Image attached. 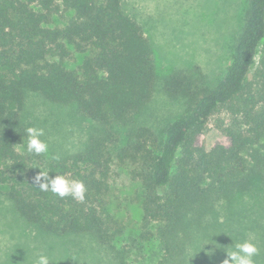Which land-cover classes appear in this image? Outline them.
<instances>
[{
	"label": "trees",
	"instance_id": "1",
	"mask_svg": "<svg viewBox=\"0 0 264 264\" xmlns=\"http://www.w3.org/2000/svg\"><path fill=\"white\" fill-rule=\"evenodd\" d=\"M186 66L158 73L122 0H0V186L66 258L222 264L248 240L264 264V0H247L215 81ZM28 93L94 125L79 150L59 159L26 151ZM211 118L225 142L206 148L199 140ZM35 167L82 181L84 201L40 190ZM124 169L137 184V232L110 208Z\"/></svg>",
	"mask_w": 264,
	"mask_h": 264
},
{
	"label": "rangeland",
	"instance_id": "2",
	"mask_svg": "<svg viewBox=\"0 0 264 264\" xmlns=\"http://www.w3.org/2000/svg\"><path fill=\"white\" fill-rule=\"evenodd\" d=\"M246 3L247 0H122L125 11L144 27L158 73L196 64L213 81L230 63ZM25 104L24 120L28 127L44 129L41 139L48 143L50 156L76 152L93 129L94 125L78 116L72 107L50 102L36 93H28ZM199 141L206 148L225 142L214 118ZM120 171L111 190L110 208L129 232H137L142 217L136 202L137 184L128 178L125 169ZM4 190L0 186V264H35L40 253L49 255L53 264H81L66 258L55 238L38 234L25 223Z\"/></svg>",
	"mask_w": 264,
	"mask_h": 264
},
{
	"label": "clouds",
	"instance_id": "3",
	"mask_svg": "<svg viewBox=\"0 0 264 264\" xmlns=\"http://www.w3.org/2000/svg\"><path fill=\"white\" fill-rule=\"evenodd\" d=\"M25 132L27 136L26 151L28 153L34 156L48 153L49 145L41 139L45 135L43 128L28 127ZM56 158L59 159L58 156ZM35 168L39 169L38 167ZM50 172V170L41 171L39 169V173L34 178V183L38 185L40 190L51 191L60 198L71 197L80 202L84 201L87 189L82 181L69 179L65 175L58 174L50 177ZM225 252L226 258L222 261V264H256L253 258L259 255L260 249L255 243L245 240L236 243ZM35 264H53V262L49 255L40 253Z\"/></svg>",
	"mask_w": 264,
	"mask_h": 264
}]
</instances>
